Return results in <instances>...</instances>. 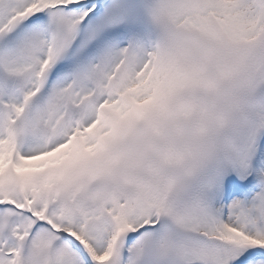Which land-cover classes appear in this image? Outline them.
I'll return each mask as SVG.
<instances>
[{"label":"snow or ice","instance_id":"1","mask_svg":"<svg viewBox=\"0 0 264 264\" xmlns=\"http://www.w3.org/2000/svg\"><path fill=\"white\" fill-rule=\"evenodd\" d=\"M0 264H264V0H0Z\"/></svg>","mask_w":264,"mask_h":264}]
</instances>
